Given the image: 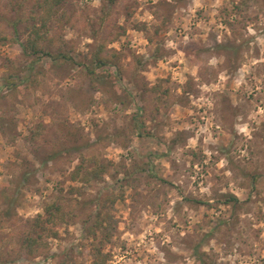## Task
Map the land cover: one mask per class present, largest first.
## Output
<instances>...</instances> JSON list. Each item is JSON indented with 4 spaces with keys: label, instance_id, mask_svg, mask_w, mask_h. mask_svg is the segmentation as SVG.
<instances>
[{
    "label": "rangeland",
    "instance_id": "1",
    "mask_svg": "<svg viewBox=\"0 0 264 264\" xmlns=\"http://www.w3.org/2000/svg\"><path fill=\"white\" fill-rule=\"evenodd\" d=\"M105 1L60 7L73 61L27 82L38 0L16 31L2 0L0 264H264V0H119L103 22ZM103 39L122 79L87 74Z\"/></svg>",
    "mask_w": 264,
    "mask_h": 264
},
{
    "label": "trees",
    "instance_id": "2",
    "mask_svg": "<svg viewBox=\"0 0 264 264\" xmlns=\"http://www.w3.org/2000/svg\"><path fill=\"white\" fill-rule=\"evenodd\" d=\"M119 0H106L107 7L109 10H106V7L102 8V12L104 14L102 21H106V19L111 15L112 9L118 4ZM31 0H11V12L16 15L15 20L11 21V24L15 31L17 30L19 24L23 23V13ZM2 0H0V10L2 8ZM67 0H38L34 9H31L32 13L35 14V18H33L34 25L29 29V35L27 40L21 45L22 51L26 54L31 60L32 63L27 64L26 69L29 71L30 77L25 81H31L34 77L33 70L36 65H38L44 59H49L53 65H59L60 62L70 63L73 61L71 58V53L74 48H69V42L58 40L53 36H51L49 32V25L57 19L58 11L60 7L65 5ZM5 19V16H1ZM105 17V18H104ZM59 23L61 28H64L65 25H70L72 20L66 14H62L59 17ZM99 33L95 35V39H98ZM0 40L6 42L9 40L7 37H0ZM113 43V41L108 39H103L98 44V49L95 54L91 58L90 64L85 66L87 74L93 81L102 80L101 76L98 75L97 71L100 69H105L107 67H113L116 69V78L122 79L123 75L120 71V64L123 55L118 53L115 50H109L108 44ZM57 49V51L55 50ZM163 58V54L160 50L155 52V55L150 60V62H157ZM107 80H113L112 76H107ZM157 89L154 90V92ZM158 92V91H157ZM39 138L38 135L35 136V140ZM54 157H48L47 160L53 159ZM105 173L103 171V166L101 169L97 168L93 171L92 177L95 179L102 178V174ZM31 176V173L25 174L22 178L24 182L28 181ZM223 203L225 205H231L233 207H237L242 202L235 195H226L224 196ZM13 201H10L12 204ZM9 210H7L4 214H9ZM66 215L64 213V209L62 206L58 204H49L45 208V225L53 224L60 225L65 220ZM40 220V219H39ZM38 220V221H39ZM59 222V223H58ZM102 226V224H100ZM46 227V226H45ZM36 240L29 238L23 241V249L27 250L29 254L33 252V246L36 244ZM204 264V263H201Z\"/></svg>",
    "mask_w": 264,
    "mask_h": 264
}]
</instances>
